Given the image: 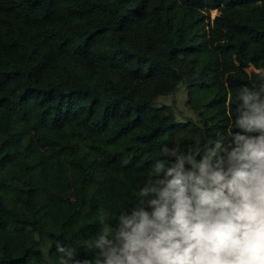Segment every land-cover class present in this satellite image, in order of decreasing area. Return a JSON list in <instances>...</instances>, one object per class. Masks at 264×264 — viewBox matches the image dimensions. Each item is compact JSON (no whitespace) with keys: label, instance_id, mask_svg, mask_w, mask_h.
I'll return each mask as SVG.
<instances>
[{"label":"trees","instance_id":"1","mask_svg":"<svg viewBox=\"0 0 264 264\" xmlns=\"http://www.w3.org/2000/svg\"><path fill=\"white\" fill-rule=\"evenodd\" d=\"M258 69L264 0H0V264L91 256L163 146L226 139ZM181 87L197 120L158 104Z\"/></svg>","mask_w":264,"mask_h":264},{"label":"clouds","instance_id":"2","mask_svg":"<svg viewBox=\"0 0 264 264\" xmlns=\"http://www.w3.org/2000/svg\"><path fill=\"white\" fill-rule=\"evenodd\" d=\"M257 74L258 88L238 91L225 140L163 146L138 203L114 226L98 216L84 242L91 256L58 239L60 264H264V69Z\"/></svg>","mask_w":264,"mask_h":264},{"label":"rangeland","instance_id":"3","mask_svg":"<svg viewBox=\"0 0 264 264\" xmlns=\"http://www.w3.org/2000/svg\"><path fill=\"white\" fill-rule=\"evenodd\" d=\"M217 12H211V18L213 19L216 16ZM253 70L252 67L248 69L250 72ZM189 100V93L185 87H181L180 90L174 95L162 96L158 99V104L168 105L172 108V113L174 115V120L178 122H184L186 119L192 118L197 120V114L187 105ZM143 147L142 143L128 144L125 146L126 153H133ZM31 237L38 239L37 235L34 233L30 234Z\"/></svg>","mask_w":264,"mask_h":264}]
</instances>
